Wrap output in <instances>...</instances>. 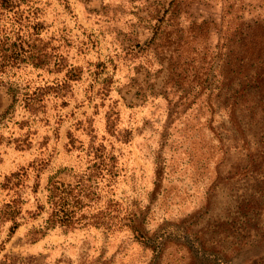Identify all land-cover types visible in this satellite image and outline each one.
I'll use <instances>...</instances> for the list:
<instances>
[{
    "label": "rangeland",
    "instance_id": "rangeland-1",
    "mask_svg": "<svg viewBox=\"0 0 264 264\" xmlns=\"http://www.w3.org/2000/svg\"><path fill=\"white\" fill-rule=\"evenodd\" d=\"M237 1L0 0V264H264V51L241 71L221 38ZM88 174L89 223L54 221L50 178Z\"/></svg>",
    "mask_w": 264,
    "mask_h": 264
},
{
    "label": "trees",
    "instance_id": "trees-1",
    "mask_svg": "<svg viewBox=\"0 0 264 264\" xmlns=\"http://www.w3.org/2000/svg\"><path fill=\"white\" fill-rule=\"evenodd\" d=\"M12 1L4 0V4H10L12 7ZM241 1L243 0H238L237 3H233L234 5L224 6L220 36L224 39V42L235 37L241 45H244L242 55L239 57L240 60L237 63L241 71H247L256 61H259L264 51V16H252L246 20L243 16L238 15L235 23L234 17H232L233 14L231 13V7L237 5L235 8L236 11H242L243 5ZM177 3L178 0H172V11L173 8L175 9ZM205 23L207 24V22ZM242 75L245 76L246 74L242 73ZM98 157L101 159L102 155L100 154ZM102 163V161L99 162L97 167H101ZM93 179V174H88V176L81 175L74 183H65L50 178L47 191L51 218L67 226L85 225L89 223L90 218L85 214H78V212L94 201ZM110 214L109 207L108 213L103 218H107L108 223H112L110 222ZM93 221L97 222L98 220L94 218ZM97 223L101 224L99 222ZM16 225L17 223L14 227Z\"/></svg>",
    "mask_w": 264,
    "mask_h": 264
}]
</instances>
